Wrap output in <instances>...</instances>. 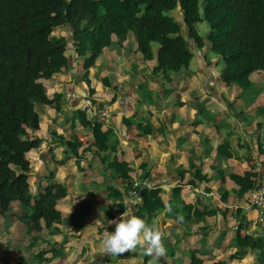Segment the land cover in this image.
<instances>
[{"label": "trees", "instance_id": "16d2710c", "mask_svg": "<svg viewBox=\"0 0 264 264\" xmlns=\"http://www.w3.org/2000/svg\"><path fill=\"white\" fill-rule=\"evenodd\" d=\"M177 11L181 19L175 15ZM201 21L210 25L206 36L197 29ZM62 27H68V35L55 33ZM129 39L137 44L143 60H154V71L166 78L170 71L179 72L190 66L194 57L191 42L198 49L207 44L224 62L219 72L221 82L247 90L254 85L252 74L264 72V0H0V217L9 218L12 202L19 203L22 209L19 219L27 226L26 233L31 239L27 247L32 250L39 243L42 245L32 255L41 264H61L60 259L66 258L65 243L55 240L52 234L63 232L64 236L59 226L64 223V214L58 202L68 194L66 185L55 181L53 173L40 190L31 187L32 167L27 154L43 142L42 138L31 135L40 128L43 111H38L36 105H53L60 112L64 97V93L58 92L50 98L44 80H51L56 73L68 72L73 67L69 52L72 56L76 54L84 58L85 72L79 75V80L87 83L92 97L96 89L91 85L90 68L105 49L114 44L121 47ZM102 82L110 86V76L103 77ZM93 102L97 101L93 99ZM105 103L108 102H100L98 109ZM93 118L98 121L97 114L90 118L85 110L74 111L73 120L81 121L85 127L91 126ZM138 126L141 134L152 127L142 123ZM93 130L101 150H109L110 143L113 150L117 149L118 137L112 129L104 137H100L99 126ZM61 143L68 154L78 153L75 141L64 139ZM225 156L231 157L232 152L226 151ZM107 167L112 170L111 174L129 179L131 168L127 162L115 158ZM142 168L140 180L145 181L149 172L147 164L143 163ZM252 176L251 183L249 177L240 181L239 195L257 188V172ZM138 189L143 202L137 204V215L165 208L159 188L140 182ZM183 205L188 206L184 202ZM120 206L124 210L125 206ZM241 210L237 208L235 214ZM218 213L227 215L218 207L196 215ZM246 224L248 220L241 218L234 231L232 240L236 250L224 253V257L211 264H228V259L239 264L237 259L241 260L249 252L256 255V264H264V234L245 232ZM7 229H11L9 223ZM46 230L51 233L50 241L42 236ZM66 233L63 239L68 242ZM166 249V255L157 258V264H181L170 257L173 251ZM200 249L199 254L206 252L200 253ZM199 254L194 252L187 264H206ZM24 258L20 256L18 264H27ZM149 258L146 256V262Z\"/></svg>", "mask_w": 264, "mask_h": 264}, {"label": "rangeland", "instance_id": "374dc122", "mask_svg": "<svg viewBox=\"0 0 264 264\" xmlns=\"http://www.w3.org/2000/svg\"><path fill=\"white\" fill-rule=\"evenodd\" d=\"M201 14H203L202 8H201ZM175 15L181 19V13L180 11H177ZM197 29L199 33L203 36H206L210 32V25L206 21H201L197 24ZM68 27H62L61 29L57 30L55 33L60 35H68L69 32ZM192 46V50L194 51V57L191 61V64L188 68H183L179 72H169V77L166 78L164 74H161V72H155L154 71V60H143L142 55L137 52V44L133 41L130 42V44L126 45L123 44L120 46H116L114 44L113 46L109 47L108 49L104 50V53L101 55V57L97 60L95 66L90 68V71H93L91 74V78L93 80L92 84L96 85L97 83H101V78L109 75L112 81L115 82L116 85H118L119 89L121 91H128L134 93V102L136 103V110H137V118L130 117L127 118V127L131 130L133 127H136V131L138 132V135L141 134V128H139V122H150L153 121V124L155 127H159L161 125H167L169 128L168 121H180V124L182 125L179 130H174L173 133L176 136H179L181 138H184L186 140V143L184 146L188 149H190V154L193 156L194 150H198L199 148H196L195 145H192L194 143V140H200L202 145L205 144V147L210 148L212 151L216 149V152H213L212 158L215 160L216 157H219L220 159V165H223L224 167H227L228 159L225 156L226 151L231 147L232 152L234 151L236 153V150L234 148V143H245L246 148L239 149L240 154H246L251 155L249 156V160L245 159L246 163L243 166V170L241 168H237L235 172H239L238 174H234V169L232 174L236 175L234 178V181L236 184L241 185L240 181L242 179H247L249 177V181L254 179L252 176L253 173H257V177L260 181L261 178H264V146L263 150L261 148L257 147L256 140L253 141V138L259 136L258 131V123L264 122V72L255 71L252 74V79L254 80V85L252 88L243 90L241 87H239L237 84H233L231 86L225 85L220 80L219 72L221 73L224 68V62L220 57L210 50L209 46L206 44V46L202 49H198L195 47V44L193 42L190 43ZM127 46V47H125ZM69 56L71 59H74L76 63H78V69H80L81 75L85 72L84 66V58L83 57H76V54H72L69 52ZM73 62V63H74ZM76 69V68H75ZM77 70V69H76ZM73 73V71H70ZM71 74L65 73H58L54 74L53 77L59 80L57 84H55L53 87L58 90H64L67 91L66 88V81H69V85L74 83V80H71ZM82 82L81 80H79ZM49 80H44V83L47 87ZM48 90V89H47ZM85 91L87 93L89 92V89L87 88ZM167 92V93H164ZM89 96L90 92H89ZM90 97L89 103L83 106L85 108L84 110H87L89 117L93 116V105L91 103ZM53 98V97H51ZM92 102L94 96L91 97ZM97 101V99H95ZM120 98H114V101L112 105H110V102L105 103L107 105H110L111 107V116L115 115L119 107H122L120 104ZM94 103V102H93ZM119 104V106H117ZM115 106V108H114ZM164 106L165 109L162 108ZM55 106L53 105H36V109L38 111L46 109L48 114H59V111L55 110ZM118 108V109H117ZM74 112V111H73ZM122 112V109H121ZM92 115V116H91ZM118 117V115H117ZM42 121H52L49 115L47 117L42 116ZM113 121V120H109ZM138 123L136 124V122ZM236 121H245V126H247L248 129L244 130L242 127L239 130L235 129V122ZM242 126V125H241ZM253 126V131H251V128ZM176 127V126H175ZM195 127H197V131H195ZM170 130V129H169ZM249 130L248 132H245ZM43 133L45 130H41ZM134 131V130H133ZM134 131V133L137 135V132ZM153 126L152 128H149L145 130L143 134L151 135L153 136ZM137 135V136H138ZM142 135V134H141ZM140 136V135H139ZM138 136V137H139ZM190 136V137H189ZM142 137V136H141ZM210 137V139H209ZM140 139V138H139ZM68 141V140H66ZM120 142V140H119ZM140 145L143 146L145 143V139L139 140ZM131 147L135 143L131 142ZM228 144H230V147L228 148ZM192 145V146H191ZM202 145L200 144L199 147L202 148ZM252 145V152L249 150V146ZM191 146V148H190ZM79 148V146H77ZM129 147V149H131ZM236 147V145H235ZM84 146H81L79 148V152L75 154V156L79 157V153H84L83 151ZM88 149V148H87ZM246 150V151H245ZM102 151V150H100ZM249 151V152H247ZM35 152V153H34ZM152 158L155 160H159L158 158H162V153L154 152V150L150 151ZM203 153V152H202ZM253 153V155H252ZM88 154V160H83V164L79 163L75 165L74 168L78 167L81 168L80 170H77V181L75 184V188L77 192H80V195L76 197H73V201H69V203H61L63 210H68V215L66 222L64 223V229L67 230V224L74 226V233L67 232V240L69 245H67L66 250L69 251L65 255L66 258H61L60 261L61 264H120L128 262L129 264H157V258L156 257H150L148 262H146V256L143 254V250L141 248H137L135 252L131 253H125L122 256H110L105 253L104 248L102 246V239H95L91 241L94 237L99 236L101 233L100 226H97L96 221H92L89 216V214H92V218L99 219L98 224H102L104 226V220L107 218V214L104 215L106 209L109 206L105 205L106 199H103L105 197L104 192L102 191V185L104 184L105 177L106 182H109L111 179L108 176V173L105 170V164L100 160V158L94 156L92 153ZM86 154V155H87ZM31 157V164L38 162L37 167L40 170L39 163L40 160L42 163H44V155L45 151H32L28 156ZM104 155V154H103ZM159 155V156H157ZM216 155V156H215ZM263 155V156H262ZM95 160H93V158ZM262 157V158H261ZM170 158V157H168ZM191 159V157L189 156ZM236 159V158H234ZM87 160V161H86ZM205 160V158L196 159L197 164L199 162H202ZM241 160V159H239ZM74 163V160H71ZM181 160L178 159L177 162ZM242 162H244V158L242 159ZM166 161L163 163L162 168L164 169L166 166ZM36 164V163H35ZM83 165H87V168L82 171ZM32 167V165H31ZM254 167L256 171H254ZM221 168V167H220ZM232 168V167H231ZM171 169L177 170L174 165H171ZM239 170V171H238ZM245 171V172H244ZM37 170L31 169L30 176H31V183L33 189L36 190L37 186ZM94 172V180L88 178V175L90 173ZM107 173V174H106ZM51 173H49L50 175ZM54 174V172H53ZM115 173L112 174L113 177H115ZM48 176V175H47ZM220 175H215V179H220ZM256 177V178H257ZM49 179V177H45V180ZM113 179V178H112ZM115 179V178H114ZM118 177H116L115 181H117ZM244 179V180H245ZM247 180V181H248ZM222 181V180H221ZM66 186L68 187L69 184L64 182ZM112 183V182H111ZM222 184V182H221ZM206 185V183H205ZM130 186V185H129ZM155 189V187L153 188ZM132 188L130 189L129 195L133 196L135 198H138L140 195V190L138 189L137 194H133ZM242 191V186H239L237 189V192ZM183 188L177 187L175 189V195L177 198V201L172 202V208H171V215L178 207V199L179 196L182 194ZM248 192V204L251 205V194L253 190H249ZM35 193H38L36 191ZM132 193V194H131ZM245 193L243 194V196ZM185 197H188L187 194L184 195ZM107 197V196H106ZM239 197H242L241 195ZM235 198L236 195H235ZM191 201V200H189ZM165 202V201H164ZM210 202V203H209ZM207 206H204L202 208H211L212 206L216 207L215 204L212 203L210 200ZM176 203V205H175ZM224 202L220 201V204L225 209H231L228 206H224ZM166 204V203H165ZM185 204V203H184ZM69 205V207H68ZM186 205V204H185ZM12 209L13 212L10 213L9 218H2L0 220V226H6L7 223L10 224L11 230H13V235H11V244L15 246L16 251H18V254H21L24 256L25 262L27 261V264H41L37 259H33L36 251H38V247L42 248V245L40 243L38 244L36 249L30 250L27 245L30 243L31 239L30 237L24 235V232L26 231V226L24 222H22L19 219V215H21L22 209L19 204L13 203ZM190 207L193 205H189ZM185 207V206H184ZM239 207V206H238ZM237 206L234 207L238 208ZM187 208V207H185ZM233 208V207H232ZM110 209L113 210V205L110 206ZM175 209V210H174ZM251 210H255L254 208H251ZM229 210H227L228 212ZM250 212V210H249ZM255 212V211H254ZM249 213L250 215L247 216L249 219L248 224L250 222L256 225V228H253V226L247 228L245 232L250 233H257L260 231H263L264 229V214H261L257 211V213ZM107 213V212H106ZM164 210H158L155 209L147 219V216L144 214V220L155 229L161 231L163 233V243L167 245L166 242L169 243L168 249L169 252H172L174 254L170 255L176 262H179L181 264H187L191 261L193 253L199 254V248L200 253L202 251L207 250L204 254H199V256H203L205 258L206 264H211L215 259H219L221 257H224L225 251H223L224 247L228 244L225 242H229V245L234 247L233 240L231 238L234 237V230L231 229L228 234H226L223 238V240L217 243L215 242L216 237L211 238L208 240V243H202L203 242V233L205 232V228H200L206 225H212L213 228L215 227V215L209 216L206 215L202 218V220L195 219V222H188V217L183 216L182 222H177V226L181 228H177V230H174V225L169 226L168 229L170 230L171 240H167V236L164 234L165 224H167V220L164 221V219H167V216L164 214ZM229 213V212H228ZM132 214L137 215L132 212ZM201 214V213H198ZM176 213H174V218H178L181 216H175ZM139 216V215H137ZM140 215L139 217H141ZM169 217H171L169 215ZM103 218V219H101ZM142 218V217H141ZM178 220V219H177ZM199 222V223H198ZM189 229H194L193 237H183L185 234L184 227ZM204 224V225H203ZM252 224V225H253ZM67 225V226H66ZM96 227V229L94 228ZM235 227V226H234ZM81 228L82 236L79 235L80 233L77 232L76 229ZM200 228V229H199ZM232 228V227H230ZM7 229V228H5ZM115 229V226L113 230ZM94 230V233H91V231ZM99 230V232H98ZM220 231L215 232L213 236L219 235ZM56 235V238L58 240L61 238V235L59 233L52 234V237ZM43 238L45 237L48 241H50L51 233H49L47 230L42 234ZM65 236V233H64ZM71 236V237H70ZM79 236V237H78ZM167 237V238H166ZM228 237V239H227ZM45 239V240H46ZM166 239V240H165ZM227 239V240H226ZM77 240V241H76ZM226 240V241H225ZM64 243H68L65 240L62 239ZM95 242V245L93 244ZM61 243V242H60ZM76 243H80L86 247H84V251L79 252L78 248L73 247L72 245H77ZM63 244V243H61ZM79 244V245H80ZM215 244V245H214ZM217 245H220L221 247L224 244V247H217ZM21 245V248H17V246ZM26 245V246H23ZM164 245V246H165ZM50 246V245H49ZM40 250V249H39ZM227 252L236 250L234 248L227 247ZM95 251V252H94ZM209 251H213L214 253H209ZM136 254V255H135ZM214 254L213 257L211 255ZM103 256V258L99 257ZM135 256V257H134ZM256 255L254 253L249 252L244 258L239 260L241 264H255ZM103 259V261H102ZM13 260V259H11ZM14 261V260H13ZM12 261V262H13ZM38 261V262H37ZM236 261V259H235ZM228 264L233 263L234 261H229ZM18 261H14L13 264H18ZM52 264V262H51ZM57 264V262H56Z\"/></svg>", "mask_w": 264, "mask_h": 264}, {"label": "crops", "instance_id": "0c3cea01", "mask_svg": "<svg viewBox=\"0 0 264 264\" xmlns=\"http://www.w3.org/2000/svg\"><path fill=\"white\" fill-rule=\"evenodd\" d=\"M131 41L133 40L132 39H129L128 41L126 40L123 44L128 45L130 44ZM73 60L72 62H74ZM72 66L73 67L67 72V74L68 73L71 74L70 75L71 80L72 81L74 80V83L69 85L70 84L69 81L65 82L66 88L68 85L67 91H65V88L64 90H58L53 87L55 84H57V82H59V80L56 79L55 77L49 80L47 84V89H48V94L50 98L54 97L55 94L58 92L64 93V97L62 100V109L59 112V114H54V115L48 114L46 109H44L41 112L40 128L36 130L34 133H32L31 135L42 138L43 142L39 148L31 150L27 154V157L31 162L30 158L33 156L32 155L28 156V155L32 151H38V152L42 150L45 151V155H44L45 161L44 163H42L40 160V163H39L40 170L37 167V164H38L37 161L35 162L36 164L35 163L31 164L33 169L37 170L36 174H38L37 175L38 178H37L36 183H37L39 190L41 189V187H44L45 185H47V183L50 181V178L45 180V177H48L47 175L53 172H54L55 181L61 182L64 185H66L64 182L69 184L68 187L66 186L67 191H68L67 196L58 202V208L62 210L64 214L63 215L64 223L66 222L69 211L63 210L61 203H64L66 205V203H69V201H73V199H75L73 197H76L77 195L79 197L80 192L76 191L75 184H76L77 177H78L77 170L78 169L80 170L81 168L78 167L77 169V167L76 168L74 167L76 164L77 166L79 163L83 164L84 163L83 160L85 159L88 160L87 153H92L94 154L95 158L96 157L100 158V160L105 164V170L108 173L109 178L111 179L109 182H106L105 180L104 184L101 187L102 191L105 194V197L103 198V199H106L105 205L109 206L104 212L105 213L104 215L107 214V218L103 222L104 226L102 224L97 223V226L98 227L100 226L99 228H100L101 233L99 234V236L94 237L91 241L95 239H101L105 232L114 231L113 228L115 225L112 224V220H115L119 216H121V214L129 206L128 203H126V201L130 202L131 200L141 199L140 195L138 198H135L129 195L130 189L134 186L136 182L139 183V186H140V182H143L145 183V185H147L150 188L155 187L161 190L160 195L162 196V198L164 199L166 203L165 208H163L162 210L165 211L164 214L167 216V219H164V221L167 220V224H165V229L163 232L165 236L168 237V238L166 237L168 241L171 240V235H170L171 232L168 229V227L172 226V224L174 225L177 222H179L176 218L173 217L174 213H176L175 216L179 215L181 217L183 216L188 217V220L186 221V223L195 222L194 221L195 219L200 221L202 220L203 217H201L200 215H196V214L197 212H202L203 210L207 209V208H202V207L207 206L206 203L208 204L210 200L212 201L213 204L216 205V207L224 210L227 213V215L224 216L222 213H218L217 215H215V227L214 228L212 225H206V224L205 226L200 227L201 229L205 228V232L202 234L203 241L205 244L208 243V240H210L213 237L214 238L216 237L215 239L216 243L218 242L219 238H220L219 241L221 242L222 241L221 238L224 236L223 233H225L226 235L229 233V231H231V229L234 231L237 230L238 223L241 218H245L249 221V219L247 218V216L250 215L249 213L253 214L254 211H255L254 213H257L258 210L251 203H250L251 205L247 203L248 202V192L247 191L245 192L244 196L239 197L240 195L237 192V189L241 185L238 186V184L235 183L234 178H233L234 174H238L239 172L243 170V166L246 163L245 159L249 160V156H251L249 155V153H248L249 156L246 155L245 153L243 155L239 153L240 148L242 149L246 148L245 143H242V142L238 144L234 143V148L236 150V153L234 151L232 152L231 147L228 149L232 152V156L227 157L228 164H227V167H224L223 165H220L221 163H220L219 157H216L215 160L212 158V156L214 155L213 152L215 153L216 149L212 151L210 148L205 147V144L202 145L200 140H197V139L194 140V143L192 145H195V147L199 149L194 150L193 156H191L190 149L184 146L188 138L184 140L185 137L181 138L179 136L178 138V136H176V134L174 135L173 133L174 130L176 129L179 130L181 128L182 125L180 124V121H168L169 128L167 127L166 124L164 126L161 125L157 128L154 126L153 121L139 122V123H142L143 125L149 124L153 126V129H154L152 137H150L151 136L150 134L149 135L142 134L139 136L138 135L139 131H136L135 129L136 127H133L132 130L127 127V118H130V117L137 118L136 103L134 102L135 100L134 93L131 91L130 92L121 91L118 85H116L115 82L112 81V79H111V85L105 86L102 82V78H103L102 77L100 81L101 83H97L96 85L91 84L92 87L96 89L95 95L93 96L95 99H97V102L93 103L92 98L89 96L90 91L88 93L87 91H85L87 88L89 89L87 83L84 81L82 82L79 81V75H81V73H80V69H78V63H76V60ZM71 70L73 71V73L70 72ZM92 73L93 71H90V77ZM88 97H90L91 103L94 104L93 111H91L93 112L92 113L93 116L91 115L92 117L96 115V110L98 109V105L102 101H108L110 102V105H112L114 98L119 97L121 99L120 104L122 107H119V109L117 108L118 110L116 114L113 115L111 118V120L113 121H109L107 123H100L98 121H95V119L93 118V120L91 121V126L85 127L81 121L73 120V116H74L73 111L84 110L85 108H83V106L89 103V99H87ZM117 106H119V104ZM162 108L165 109L164 106H162ZM121 109H122V112H121ZM47 115H49L52 121H42V116L46 118ZM97 122L100 125H98ZM137 123L138 121L136 122V124ZM258 125H259L258 126L259 136L253 138V141L256 140L257 147L263 150L264 122L258 123ZM96 126H99L98 131L101 134L100 137H104V133L109 132L110 129H112L115 136L118 137L117 138V143H118L117 149L115 148L113 150L111 148L112 144L110 143L109 150L100 151L101 149L96 144L97 135L95 131L93 130V128ZM241 127L244 130L248 129L247 126H245V121H236L235 129L239 130L241 129ZM195 128H196L195 131H197V127ZM42 129L45 130L43 133H41ZM133 130L137 132V135L139 137L134 133ZM248 131L249 130L245 132H248ZM251 131H253V126L251 128ZM139 138L145 139V143L143 144V146L140 145ZM64 139L75 141V145H78L79 148L81 146H84L83 151L85 152L84 153L80 152L78 154L79 157L75 156V154L74 155L68 154V152L66 151V146L61 143V141ZM131 142L135 143V146L133 145L131 147L132 145ZM200 144L202 145V148L199 147ZM129 147H131V149H129ZM79 148L77 149L78 152H79ZM250 148H252V145L249 146V150L252 152V149ZM152 150H154L155 153L156 152L162 153V158H158L159 160L153 159L150 153V151ZM189 156L191 157V159L189 158ZM95 158H93V160H95ZM115 158H117L119 162L125 161L128 163V165L131 168L129 172V179L124 180V177L119 176L118 174H117L118 176L117 175H115V177L112 176L111 174L112 170L109 169V167H107V164ZM201 158H205V160L202 162V164L201 162L197 164L196 159H201ZM243 158H244V162H242ZM78 159L80 160L78 161ZM178 159L181 161L177 162ZM61 160H63V162H60ZM71 160H74V162L76 163H74L73 165V162ZM165 161H166L165 163L166 166L163 169L162 166ZM143 163L147 164L148 166L147 170H149L147 179L145 181L140 180V175L143 172V168H142ZM171 165H174V167H176L177 170L175 171L174 169H171ZM85 168H87V165H83L82 171H84ZM237 168L239 169L241 168V170L240 171L238 170L239 172H235ZM255 168L256 167H254V171H256ZM233 169H234V172H233L234 174L230 172V171H233ZM215 175H220L219 176L220 179H215L214 178ZM116 177H118L117 181H115ZM88 178L94 180L95 179L94 172L90 173L88 175ZM30 182H31V176H30ZM31 187H32V183H31ZM177 187H182L183 192L179 196L178 207L176 208V210L174 209L175 211L171 215L172 202L177 201V198L175 195V189ZM185 194H187L188 197H185L184 196ZM235 195L237 198H235ZM220 201L224 202L223 203L224 206H228L229 208L231 207V209H234L235 206L237 207L239 206L238 208H241L242 210L240 213H237L236 215L235 210L237 208H235V210L225 209L220 204ZM183 202L188 205L187 208L184 207ZM13 203H17V202H12V207H14ZM120 204L125 206L124 210H121ZM111 205H113V210L110 209ZM189 205H193V206L190 207ZM212 208H214V206H212L209 209H212ZM251 208H254L255 210H251ZM13 210L14 209H12V212ZM227 210H229L228 211L229 213L227 212ZM138 211H139V208L137 207V205L134 206L133 213L137 214ZM169 215L171 217H169ZM88 216L89 218L91 217L90 219L92 221L97 220L95 218H92L93 216L92 214L88 213ZM143 216L144 215H142L141 217L144 218ZM145 216H147L146 220H149L148 218L149 215H145ZM3 218H6V217H3ZM1 219L2 217H0V220ZM64 223L62 225H59L61 229L64 231V233H66L65 231L74 233V229H73L74 226L73 225L69 226V224H67L68 225V226L66 225L67 230H65L63 227ZM252 224L253 223L250 224V222L249 224H246L245 225L246 230L247 228L249 229L250 226L251 227L253 226V228H256V225L254 224L252 225ZM5 228L7 227L0 226V264H13L14 261L19 262L20 256L22 255L18 254L15 249V246L10 243L11 235H13V230L5 229ZM94 228L96 229V227ZM177 228H181V227L177 226V224L174 225V230H177ZM184 231H185V234L183 235V237H187V236L193 237L192 235L194 234V229H189V227L188 228L184 227ZM218 231H220L219 235L213 236V234ZM26 232H27V226H26V231L24 232V235L27 236ZM77 232H79L80 233L79 235L82 236L81 228H77L76 234ZM94 232H95L94 230L91 231V233H94ZM254 234H264V229L263 231H260ZM59 235H61V238L59 240L58 238H56V235H54L53 238L57 241H62V239L64 238L63 232L60 233ZM229 242H225V243H228L225 247H224V244L222 246L224 247L225 250L223 249V251H225L226 254H228L226 250L228 246L230 248H233L229 245ZM69 243L70 242H68L67 244L66 243L64 244L65 245V255L67 254V252H69L66 250V247L67 245H69ZM166 243L167 245L165 244L164 245L167 248L169 243L168 242ZM76 244L77 245H72V246L73 247L75 246V248H78L79 252L84 251V247L86 246L82 245L83 243L82 244L76 243ZM93 244L95 245V242ZM23 246H26V245H23ZM216 246L221 247L220 245H217V244ZM17 248H21V245L17 246ZM232 251H229V252L231 253ZM209 253H214V252L209 251ZM101 258L104 259L103 256ZM11 259H13L14 261ZM52 264H56V262H52ZM120 264H129V263L121 262ZM230 264H234V263H230ZM239 264L241 263L239 262Z\"/></svg>", "mask_w": 264, "mask_h": 264}, {"label": "clouds", "instance_id": "9594fccd", "mask_svg": "<svg viewBox=\"0 0 264 264\" xmlns=\"http://www.w3.org/2000/svg\"><path fill=\"white\" fill-rule=\"evenodd\" d=\"M142 199L131 200L128 207L117 219L112 220L114 231L103 234L102 246L110 256H122L125 253L135 252L139 247L148 257H164L166 247L163 243V233L150 226L143 218L132 214L133 207L142 204ZM182 222L183 217L177 218ZM95 223H99V219Z\"/></svg>", "mask_w": 264, "mask_h": 264}, {"label": "built area", "instance_id": "2783aa9c", "mask_svg": "<svg viewBox=\"0 0 264 264\" xmlns=\"http://www.w3.org/2000/svg\"><path fill=\"white\" fill-rule=\"evenodd\" d=\"M97 118L100 123H107L111 120V107L110 105L104 104L96 110ZM139 183L136 182L132 187V193H138ZM131 193V194H132ZM251 204L261 213L264 214V178H261L259 184L251 195Z\"/></svg>", "mask_w": 264, "mask_h": 264}]
</instances>
